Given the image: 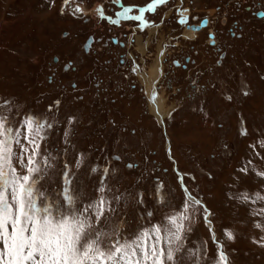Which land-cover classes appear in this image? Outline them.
<instances>
[{
  "label": "rangeland",
  "instance_id": "1",
  "mask_svg": "<svg viewBox=\"0 0 264 264\" xmlns=\"http://www.w3.org/2000/svg\"><path fill=\"white\" fill-rule=\"evenodd\" d=\"M101 1L73 0L69 7L76 4L82 7L84 3L88 6L86 11L91 12L94 3ZM208 1L212 2L202 6L191 2V8L199 16H209L211 11L220 46L208 48L205 35L197 41L205 44L208 52L224 47L225 58L219 60L214 56L210 60L208 55L203 59L198 54L194 55V63L186 64L185 70L170 68L168 56L188 55L193 43L171 44L177 47H170L165 77L158 84L166 103L174 104L164 120V134L148 110L143 87L133 75L131 65L124 58V65L120 66L117 57L113 58L122 49L112 52L108 50L111 44L104 47V42L94 43L95 49L85 54L83 47L88 36H111L107 27L92 20L77 24L67 7L61 14L63 0H0V97L13 98L24 112L50 118L52 113L47 109L53 105V112L62 124L55 129L50 144L60 140L67 125L66 117L74 115L78 123L74 125L73 143L90 155L91 162L101 166L108 162L116 168L122 191L127 189L133 195L141 190L145 192L148 207L155 213L152 223L160 222L167 211L148 199L157 178L164 182L169 198L174 197L179 207L184 194L173 168L190 173L195 181L185 176V182L215 214L216 233L225 244L231 264H264V246H260L264 245V230L254 227V221L260 218L249 214L254 206L229 198L237 191L255 190L258 183L255 176H244L238 169L252 155L250 145L256 144L264 133V18L256 20L250 12L240 17L228 6L230 0ZM255 1L264 10V0ZM232 16L236 23L244 20L239 39H234L237 31L233 28V38L226 33L233 24ZM154 44L149 48L154 52L149 51L147 62L155 56ZM102 49L105 56L100 55ZM131 50L139 61L141 55L134 48ZM193 50L201 54L200 46ZM68 62L72 66L67 69ZM132 85L135 89H131ZM136 89L142 92L143 103ZM245 90L248 96L243 95ZM57 100L58 109L54 103ZM242 128L247 129L248 135L240 134ZM58 146L64 147L62 143ZM164 146L171 149L172 161ZM256 150L264 155V148L257 145ZM113 155H119L121 160L116 162ZM128 163L136 167L128 169L125 167ZM236 176H240L239 183L234 179ZM98 178L99 174L84 176L86 194L95 195L93 189ZM127 212L131 230L136 227L135 217L139 212L131 198ZM225 228L234 233V241L226 239ZM191 239H209L202 220L194 225ZM209 246L214 253L215 246L210 240Z\"/></svg>",
  "mask_w": 264,
  "mask_h": 264
},
{
  "label": "snow or ice",
  "instance_id": "2",
  "mask_svg": "<svg viewBox=\"0 0 264 264\" xmlns=\"http://www.w3.org/2000/svg\"><path fill=\"white\" fill-rule=\"evenodd\" d=\"M71 3L73 0H63L61 14L65 7L74 17L84 14L80 4L69 7ZM167 3L168 0H153L138 15H130L133 9L125 7L115 13L116 19L105 17L102 6L98 11L101 20L108 19L116 26L121 21H138L139 30L144 31L150 26L145 12H155ZM177 22L185 25L188 20L182 17ZM203 23L206 25L207 20ZM209 39L214 46L215 34H210ZM174 63L178 65L179 61ZM157 95L153 94V102ZM243 95L249 92L245 90ZM227 99L231 100V96ZM54 103L58 109L60 101ZM47 111L52 113L51 118L24 112L13 98L0 97V264H231L225 244L216 233L215 214L185 182V176L193 182L194 176L174 169L184 194L179 207L174 197L169 198L164 182L157 178L148 199L167 211L160 222L152 223L155 213L148 207L145 192L133 195L127 189L122 191L116 168L108 162L103 166L91 162L90 155L73 143L74 125L78 123L74 115L66 117L60 140L49 143L62 121L56 118L53 105ZM240 134L248 135L247 129L242 128ZM61 143L62 149L58 146ZM257 145L264 148V133L250 145L252 155L238 169L244 176L257 178L255 190L237 191L229 198L254 206L249 214L260 218L254 221V227L264 230V155L256 150ZM113 159L119 162L121 157ZM125 167L134 169L136 165L128 163ZM97 174L95 195H88L83 178ZM234 179L240 182V176ZM129 198L139 209L136 227L131 230L127 220ZM199 220L207 228L209 239H191ZM223 234L228 241L236 239L228 228L223 229ZM209 240L215 246L214 253Z\"/></svg>",
  "mask_w": 264,
  "mask_h": 264
},
{
  "label": "flooded vegetation",
  "instance_id": "3",
  "mask_svg": "<svg viewBox=\"0 0 264 264\" xmlns=\"http://www.w3.org/2000/svg\"><path fill=\"white\" fill-rule=\"evenodd\" d=\"M132 1V2H128ZM153 0H120L119 3H115L114 0H102V7L104 11L105 17L111 16L113 19H116L117 17L115 16V13L118 11L123 10L125 7H131L133 11L130 13V15H138L139 10L141 8H147V6L152 3ZM195 5H208L212 1L208 0H168V3L166 5L158 7V9L155 12H145V19L150 22V26L145 28L144 31L139 30V22L138 21H121L119 26L111 24V22L108 19H100V14L96 17L97 20L95 19H90L92 20L93 23H99L103 24L104 26L107 27L108 32L110 33L111 36H102V37H94L93 44L91 45V50L88 52H85V54L91 53L92 49H95L94 43H103L104 42V47H106L108 44H111L110 47H108V50L113 51H119L122 49V53L116 54L113 56V58L117 57V62L118 65L122 66L124 65L123 59L125 58L126 61L131 65L132 67V73L135 77H137V80L141 82V86L143 87V91L146 95V100H147V106L149 110V98L146 92V87L144 85V81L142 78L145 79H156L153 81V91L154 93H159L158 91V84L161 82L163 77H165V62H166V57L168 55V52L171 49H175L177 46L171 45L173 42L175 45H180V44H192L190 46V50L188 49L189 52L188 55H184L183 57L176 56L170 58L168 56L169 60V66L170 68H180L182 70L186 69V64L188 63H194V55L197 56H203V59H207L209 55L210 60H214V56L218 58L219 60H222L225 53L224 52V47L220 48V41H219V31L216 29L214 22H213V17L211 11H209V16L207 15H202L199 16L198 14L195 13V10H192L191 4L192 3ZM230 5L231 10L235 14H240V17H242L243 13L245 12H250L249 14L256 20H261V18H258L256 14L259 12H263L264 10L260 7V3L258 1L254 0H239L237 3H235L233 0H230L228 3V6ZM82 7L84 10L88 9V6L85 5L84 3L82 4ZM223 7V6H222ZM91 9V8H90ZM89 9V10H90ZM178 9H188L189 11H178ZM223 9V8H222ZM218 10V8H217ZM242 15V16H241ZM263 16L262 14H260ZM259 15V16H260ZM186 18L188 20V23L185 25L179 24L177 21L180 18ZM163 18V23H161V19ZM198 18V19H195ZM202 19L207 20V24L205 27L201 28L199 31H193L191 29V26H197L199 25V22ZM227 19V18H226ZM263 19V18H262ZM90 20H76L75 22L77 24L81 23H87ZM233 24L232 26L228 27L226 30V33L233 38V31H237L235 34L234 39H239V36L241 35V24L242 21H238L237 23L234 20V16H232ZM241 20V18H240ZM224 19H222L221 25H224ZM231 24V23H230ZM164 27V29H163ZM169 29L168 31H164L165 29ZM191 29V30H190ZM153 31V33H152ZM215 34V44L214 46L210 44V39L209 36L210 34ZM187 34V35H186ZM205 35V41L208 46V48L216 47L219 45L215 52H208L205 50L206 45L203 44L202 42H198L197 38L204 37ZM89 37V36H88ZM155 43V56L154 58L151 59V62H147L148 58L147 55L149 51L151 53L154 52L153 48L149 50L151 47L152 43ZM198 42V43H197ZM140 48H139V46ZM142 45V48H141ZM114 46V47H113ZM200 46L201 48V54L200 51L196 52V50H193L194 47ZM146 47V48H144ZM134 48L141 57L139 58V61L136 59V54L133 52L131 49ZM158 49V50H157ZM107 51V50H106ZM142 53V54H141ZM204 53V54H203ZM199 54V55H198ZM100 55L105 56V50L102 49ZM171 55V54H170ZM201 56V57H202ZM112 57V55H111ZM225 58V57H224ZM156 59V60H155ZM201 59V58H200ZM202 59V60H203ZM111 60V58H110ZM218 60V61H219ZM77 62L76 60H74ZM174 61H179V65L175 66ZM154 62V64H153ZM160 62V63H159ZM157 66V67H156ZM161 67V68H160ZM157 68V69H156ZM156 71V72H155ZM132 75V76H133ZM150 77V78H149ZM152 77V78H151ZM139 78V79H138ZM50 81V80H49ZM159 81V82H158ZM155 85V86H154ZM131 89H135V85L130 86ZM145 87V88H144ZM105 88H102L104 91ZM101 90V89H99ZM137 93H139V100L141 103H143V97L142 92L139 89H136ZM119 93V92H118ZM142 94V95H140ZM157 97L164 101L165 107L171 106V104H167L164 95L159 93ZM174 105V104H173ZM150 112V110H149ZM151 113V112H150ZM157 121V120H156ZM161 127V126H160ZM168 127V126H167ZM165 128V127H164Z\"/></svg>",
  "mask_w": 264,
  "mask_h": 264
},
{
  "label": "bare ground",
  "instance_id": "4",
  "mask_svg": "<svg viewBox=\"0 0 264 264\" xmlns=\"http://www.w3.org/2000/svg\"><path fill=\"white\" fill-rule=\"evenodd\" d=\"M102 3V1L100 2ZM93 9V8H92ZM93 10L91 12L89 11H84V14L83 15H80L79 17H82L80 19L82 20H90V19H95L97 20L94 16H93ZM78 16H75L74 19L76 20H79ZM90 18V19H89ZM264 18V17H263ZM153 33V31H152ZM187 35V34H186ZM139 46V45H138ZM140 48V46H139ZM141 48H142V45H141ZM146 48V47H144ZM158 50V49H157ZM142 54V53H141ZM156 60V59H155ZM160 63V62H159ZM154 64V62H153ZM157 67V66H156ZM161 68V67H160ZM157 69V68H156ZM156 72V71H155ZM150 78V77H149ZM152 78V77H151ZM143 81H144V85L146 87V92H147V95H148V98H149V110L151 112V114L155 117V119L157 120V122L161 125H163L164 123V120L169 116L173 106H169V107H165L164 105V101L160 100L157 96H156V100L155 102H153V94H154V91H153V81L156 80V79H145V78H142ZM159 82V81H158ZM155 86V85H154ZM144 87V88H145ZM159 94V93H158ZM164 126L163 125V129H164ZM165 130V129H164ZM168 147V146H167ZM166 147V148H167Z\"/></svg>",
  "mask_w": 264,
  "mask_h": 264
},
{
  "label": "water",
  "instance_id": "5",
  "mask_svg": "<svg viewBox=\"0 0 264 264\" xmlns=\"http://www.w3.org/2000/svg\"><path fill=\"white\" fill-rule=\"evenodd\" d=\"M194 29H197V28H194ZM161 126H163L162 123H161ZM162 133H163V129H162Z\"/></svg>",
  "mask_w": 264,
  "mask_h": 264
}]
</instances>
